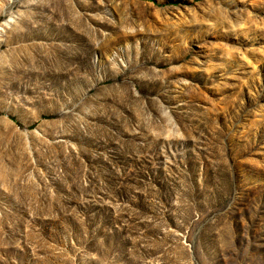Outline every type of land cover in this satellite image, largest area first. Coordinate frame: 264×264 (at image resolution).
<instances>
[{"label":"rangeland","instance_id":"rangeland-1","mask_svg":"<svg viewBox=\"0 0 264 264\" xmlns=\"http://www.w3.org/2000/svg\"><path fill=\"white\" fill-rule=\"evenodd\" d=\"M0 264H264V0H0Z\"/></svg>","mask_w":264,"mask_h":264}]
</instances>
